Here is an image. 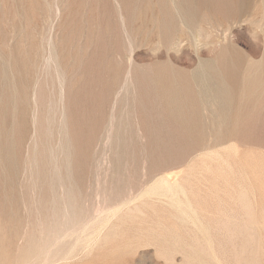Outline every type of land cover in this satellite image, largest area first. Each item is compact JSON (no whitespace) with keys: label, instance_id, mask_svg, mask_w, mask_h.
I'll return each instance as SVG.
<instances>
[{"label":"rangeland","instance_id":"1","mask_svg":"<svg viewBox=\"0 0 264 264\" xmlns=\"http://www.w3.org/2000/svg\"><path fill=\"white\" fill-rule=\"evenodd\" d=\"M152 1L0 0V264H264V0Z\"/></svg>","mask_w":264,"mask_h":264},{"label":"bare ground","instance_id":"2","mask_svg":"<svg viewBox=\"0 0 264 264\" xmlns=\"http://www.w3.org/2000/svg\"><path fill=\"white\" fill-rule=\"evenodd\" d=\"M154 1H155V0H154ZM154 1H152V2L154 3ZM191 1H192V0H191ZM258 1H260V0H258ZM258 1H257V2H258ZM148 2H149V0H148ZM170 2H171V1H170ZM254 2H256V0H255ZM144 3H145V2H144ZM172 3H174L173 0H172ZM258 3H259V2H258ZM254 4H255V3H254ZM256 4H257V3H256ZM171 5H173V4H171ZM174 5H175V4H174ZM179 5H180V4H179ZM175 6H176V5H175ZM257 6H258V8H259V5H258V4H257ZM257 6H256V7H257ZM261 7H262V3H261ZM261 7H260V8H261ZM176 8H177V7H176ZM178 10H179V9H178ZM176 11H177V10H176ZM174 12H175V11H174ZM178 12H179V11H178ZM155 13H156V12H155ZM175 13H176V12H175ZM177 14H178V13H177ZM206 14H207V13H206ZM157 15H158V14H157ZM177 17H178V16H177ZM205 17H207V16L205 15ZM208 17H209V16H208ZM179 18H180V19H178V20H179V22H180L181 18H183V17L180 16ZM157 20H158V19H157ZM181 21H182V20H181ZM182 22H185V20L183 19ZM155 23H156V22H155ZM184 25H185V24L183 23V26H184ZM188 25H189V24H188ZM157 26H158V22H157ZM189 26H190V25H189ZM184 27H185V26H184ZM227 28H228V27H227ZM260 62H261V61H260ZM209 63H210V62H209ZM201 65H202V64H201ZM203 66H204V64H203ZM203 66H200V67H202V68H200V69H202L200 72H202L203 69L205 68V67L203 68ZM200 69H199V70H200ZM204 70H205V69H204ZM204 73H205V72H203V74H204ZM206 73H207V72H206ZM197 74H198V73H197ZM195 75H196V74H195ZM195 75H194V76H195ZM199 75H200V74H199ZM204 75H205V74H204ZM207 75H208V74H206V76H207ZM209 76H210V75H209ZM198 77H199V76H198ZM201 77H202V76H201ZM207 77H208V76H207ZM196 78H197V77H196ZM209 78H210V77H209ZM211 78H212V77H211ZM198 79H199V78H198ZM199 80H200V79H199ZM204 80H207V79L204 78ZM201 82H202V81H201ZM262 82H263V81H262ZM194 85H195V84H194ZM202 85H203V84H202ZM202 85H201V86H202ZM207 86H208V85H207ZM207 86H205V87H207ZM199 87H200V86H199ZM208 87H209V86H208ZM195 88H196V86H195ZM200 88H201V87H200ZM203 88H204V87H203ZM212 88H213V85H212ZM198 90L200 91V89H198ZM198 90H197V91H198ZM205 90H206V89H205ZM205 90H204V91H205ZM208 90H209V88H208ZM252 90H253V89H252ZM204 91H203V92H204ZM206 91H207V90H206ZM201 92H202V91H200V93H201ZM203 92H202V93H203ZM221 92H222V91H221ZM209 94L212 95V93H209ZM215 94H216V93H215ZM215 94H214V95H215ZM2 95H3V94H2ZM200 95H201V94H200ZM200 95H199V96H200ZM220 95H221V94H220ZM247 95H248V94H247ZM0 96H1V95H0ZM207 96H208V93H207ZM209 97H210V96H209ZM216 97H217V96H216ZM216 97H215V98H216ZM202 98H203V96H202ZM210 98H211V97H210ZM213 98H214V96H213ZM1 100H3V99L1 98ZM217 100H218V98H217ZM202 101H203V100H202ZM1 102H2V101H1ZM221 102H222V101H221ZM221 104H222V103H221ZM221 109H223V108H221ZM227 113H228V112H227ZM11 114H12V113H11ZM17 115H18V114H17ZM18 116H19V115H18ZM20 116H21V115H20ZM19 118H22V117H19ZM216 124H217V123H216ZM222 124H224V123L222 122ZM212 125H213V124H212ZM219 128H220V126H219ZM210 130H211V129H210ZM218 135H219V134H218ZM220 140H221V139H220ZM220 140H219V141H220ZM161 179H162V178H161ZM160 181H161V180H160ZM63 186H64V183H63ZM66 186H67V184H66ZM64 188H65V187H64ZM166 189H168V187H166ZM177 189H178V188L173 189V190L176 191ZM179 189H180V188H179ZM179 189H178V190H179ZM169 190H170V192H171L172 188H171V189H168V191H169ZM175 191H173V192H175ZM176 192H177V191H176ZM178 192H179V191H178ZM68 195H69V194H68ZM51 197H52V196H51ZM54 199H55V198H54ZM52 200H53V199H52ZM42 201H43V200H42ZM42 201H41V202H42ZM50 201H51V200H50ZM55 201H56V200H55ZM39 202H40V201H39ZM53 202H54V201H53ZM43 204H44V203H43ZM47 204H48V203H47ZM46 206H47V205H46ZM48 206H49V204H48ZM41 207H42V206H41ZM55 207H57V206H55ZM51 208H52V207H51ZM51 208H50V209H51ZM50 211H51V210H50ZM53 212H54V211H53ZM42 213H43V212H42ZM8 235H9V234H8ZM66 235H67V233H66ZM66 237H67V236H66ZM60 240H61V238H60ZM56 243H57V242H56ZM54 244H55V243H54ZM54 244H53V245H54ZM46 255H47V254H46ZM49 255H50V254H49ZM66 256H67V255H66ZM46 257H47V256H46ZM48 257H49V256H48ZM42 258H43V257H42ZM47 259H48V258H47ZM49 260H50V259H49ZM43 261H47V260L43 259ZM59 262H60V261H59ZM62 262H64V261H62ZM62 262H61V263H62ZM42 263H43V262H42ZM51 264H52V263H51ZM57 264H58V263H57ZM59 264H60V263H59ZM63 264H64V263H63ZM65 264H66V263H65Z\"/></svg>","mask_w":264,"mask_h":264}]
</instances>
